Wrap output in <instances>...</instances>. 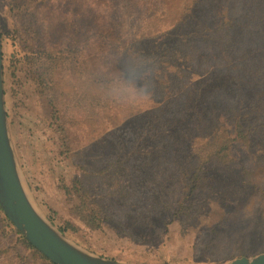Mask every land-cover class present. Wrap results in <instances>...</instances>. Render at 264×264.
<instances>
[{
    "label": "rangeland",
    "instance_id": "obj_1",
    "mask_svg": "<svg viewBox=\"0 0 264 264\" xmlns=\"http://www.w3.org/2000/svg\"><path fill=\"white\" fill-rule=\"evenodd\" d=\"M214 9L212 0H113L120 40L140 41L157 61L180 57L161 66L177 82L169 91L126 66L136 75L116 77L108 108L88 91L90 74L111 66L97 42L88 50L86 0H0L20 168L40 210L84 249L123 264L264 254V83L248 62L238 94L231 66L209 67L208 47L223 55L232 36L222 18L211 19ZM209 24L214 40L203 36ZM221 97L233 108L216 105ZM5 217L0 210V264H50Z\"/></svg>",
    "mask_w": 264,
    "mask_h": 264
},
{
    "label": "trees",
    "instance_id": "obj_2",
    "mask_svg": "<svg viewBox=\"0 0 264 264\" xmlns=\"http://www.w3.org/2000/svg\"><path fill=\"white\" fill-rule=\"evenodd\" d=\"M138 3L143 0H135ZM205 2V0H202ZM212 4H215L214 13H210L211 19H221L223 24H227L232 30L231 40L229 38V45L226 46L223 55H214L213 48L208 47L206 59L209 61V67L216 65L218 61H224L226 65L233 69V76H235L238 83V94H241L243 87L248 84L245 75L244 64L252 62L254 64V72L251 71L256 77L255 83H264V0H212ZM217 4V5H216ZM86 5L89 10V14L92 16V36L88 41V50L97 42L100 47L101 58L106 62L109 61L110 69L107 73L99 74L96 78H92L90 74L88 80V91H97L104 95L107 99L111 96L113 90L119 88V80L122 77L135 76L136 74L127 70L126 66H131L134 69L139 70L142 73V77H146L149 81L158 85L160 88H165L169 91L177 82H174L171 77L168 76L165 69H162V65H171L172 59L180 57V52H176L175 56L170 53L162 56L159 61L155 57L144 56L143 50L140 47V41L138 40H120V36L115 32L111 26V13L113 10V0H86ZM91 26V25H90ZM208 33L206 36L208 39H212L211 33H215L210 26L207 28ZM222 42V41H221ZM226 43V39H223V44ZM231 43V44H230ZM226 45V44H225ZM166 59L168 62H162ZM168 63V64H165ZM250 74V72H249ZM118 76L119 80L116 79ZM173 80V81H172ZM171 94V93H170ZM109 103L108 108H111L113 102L107 100ZM216 105L224 106L227 108H233L232 104L226 103L221 97L219 101H216ZM114 108V107H113ZM233 118H236L235 113L232 114ZM244 127H239L237 132L238 137L245 133L242 130ZM227 133V131H225ZM248 136H243L240 142L248 141ZM228 145V144H227ZM230 154L231 146L229 145ZM0 210L3 212L1 206ZM9 225H12L7 217H5ZM60 231L67 234L68 231L65 228H60ZM15 233L20 237L21 234L17 231ZM21 240L27 247L36 251L44 259L49 261L38 250H36L26 239L23 237ZM50 262V261H49ZM50 264H53L50 262Z\"/></svg>",
    "mask_w": 264,
    "mask_h": 264
},
{
    "label": "water",
    "instance_id": "obj_3",
    "mask_svg": "<svg viewBox=\"0 0 264 264\" xmlns=\"http://www.w3.org/2000/svg\"><path fill=\"white\" fill-rule=\"evenodd\" d=\"M0 206L16 230L53 264H123L76 244L44 215L32 197L19 165L6 111L1 14ZM230 264H264V254L236 259Z\"/></svg>",
    "mask_w": 264,
    "mask_h": 264
}]
</instances>
